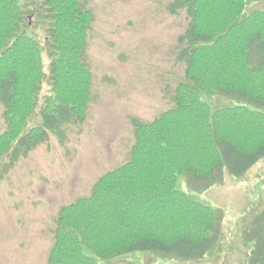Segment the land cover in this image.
I'll return each instance as SVG.
<instances>
[{
	"label": "trees",
	"instance_id": "1",
	"mask_svg": "<svg viewBox=\"0 0 264 264\" xmlns=\"http://www.w3.org/2000/svg\"><path fill=\"white\" fill-rule=\"evenodd\" d=\"M22 0H0V103L5 131L0 166L26 158L63 127L82 124L91 101L85 58L94 14L88 0H42L48 48L26 33ZM246 0H175L189 19L179 38L185 78L174 105L150 123L133 121L129 160L103 175L91 194L58 214L47 264H98L135 252L201 261L211 249L218 212L177 189L188 175L211 186L226 171L240 179L264 158V113L245 106L212 110L202 95L238 96L264 109V10ZM35 16L33 9L29 11ZM50 93L28 129L44 83ZM35 114V115H34ZM8 165V166H9ZM85 250L94 257L88 256ZM248 264H264V233Z\"/></svg>",
	"mask_w": 264,
	"mask_h": 264
},
{
	"label": "rangeland",
	"instance_id": "2",
	"mask_svg": "<svg viewBox=\"0 0 264 264\" xmlns=\"http://www.w3.org/2000/svg\"><path fill=\"white\" fill-rule=\"evenodd\" d=\"M175 0H88L94 22L85 62L92 74L86 120L69 124L26 158L0 166V264H47L58 214L87 197L106 173L124 165L135 142L133 121L150 123L174 105L185 78L178 61L179 38L189 19L171 14ZM247 12L264 10V0H246ZM42 0H22L26 33L43 46L44 72L55 55L48 48L47 21L37 14ZM35 16L31 17L30 10ZM50 86L43 84L28 129L39 125L37 113ZM212 110L245 106L264 109L238 96L202 95ZM34 114V115H35ZM0 103V135L5 131ZM9 165V166H8ZM177 189L218 212L211 249L201 261L135 252L98 264H248L264 233V158L240 179L226 171L216 184L178 178ZM88 256L94 255L85 250Z\"/></svg>",
	"mask_w": 264,
	"mask_h": 264
}]
</instances>
